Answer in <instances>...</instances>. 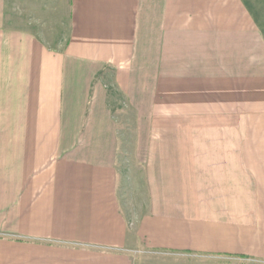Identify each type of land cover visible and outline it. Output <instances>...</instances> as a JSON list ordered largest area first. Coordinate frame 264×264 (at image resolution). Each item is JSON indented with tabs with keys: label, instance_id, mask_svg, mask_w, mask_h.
<instances>
[{
	"label": "crops",
	"instance_id": "0c3cea01",
	"mask_svg": "<svg viewBox=\"0 0 264 264\" xmlns=\"http://www.w3.org/2000/svg\"><path fill=\"white\" fill-rule=\"evenodd\" d=\"M262 6L68 0L62 39L36 0H0V264H264V158L245 157L239 141H147L138 125L145 203L134 191L126 211L108 96L115 88L151 117L140 107L148 87L175 102L174 87L186 97L199 71L209 101L233 87L242 106L254 103L264 94ZM211 69L228 82L205 81ZM243 70L250 83L237 81Z\"/></svg>",
	"mask_w": 264,
	"mask_h": 264
},
{
	"label": "rangeland",
	"instance_id": "374dc122",
	"mask_svg": "<svg viewBox=\"0 0 264 264\" xmlns=\"http://www.w3.org/2000/svg\"><path fill=\"white\" fill-rule=\"evenodd\" d=\"M45 2L47 3L44 8V0H36L37 8L44 12L43 18L46 19L45 16H47V18L51 20L49 25L51 26L50 34L52 36L55 34L57 36L60 35L62 39L67 37L69 30L68 0H46ZM263 9V6L259 8L261 11L259 13H261L260 15H262V17L259 18L257 26L259 29V38L264 41ZM18 15H20L23 20H28L29 22L32 20L35 21L33 13H31L30 16L28 12L20 10L18 11ZM46 25L44 23L42 26L45 27ZM243 40H245V37ZM248 41L249 44L243 45L242 51H244V53L248 50L252 51L249 47L255 45L254 43L256 42L251 40ZM227 63L225 62V64ZM243 65L246 67L248 63H243ZM247 67L249 68V65ZM212 71L216 70L211 69V76L209 79H205V81L212 82V84L215 83V85H217V83L224 85V82H228V78L226 79L224 76L219 77L217 72ZM198 72H194L193 80L195 81L192 84L193 86L191 85L189 87L192 92L187 93L186 97H184L182 92L183 86L174 87L177 91L175 92L177 94L175 95V99L178 98L175 102L172 101L174 97L171 94L165 95L158 90L153 92V89L151 90V87H148L146 91L147 102L140 105L142 110L141 114L145 112L146 116L152 115L146 118H139L138 113L134 111L136 109L128 105L125 96H123L121 92L112 87L108 89L110 106L115 113L118 125H120L118 171L123 178L122 190L131 192L132 196L130 201L131 205L125 202L124 210L128 211L129 207L131 210L136 209L137 205H135V201H133L134 191V196L137 198L138 196L140 197V204L144 206L145 203L146 187L143 180L144 165L138 158V153H143L142 150L139 151L137 146V141L140 136L137 135L138 125L146 126L147 133L141 135L145 137L147 141H149L150 136L153 135L156 137V140L159 141H239L243 143L242 151L245 157L264 158V94H258V100H255L254 103H251L249 99L246 98L248 103L242 106V102H240L242 96L238 94L234 95L232 87L227 91V95H220V97L223 98L227 97L228 100L221 102L209 101V95L203 94L202 92L205 88L202 84L203 79H196ZM243 72L244 77L237 79V81H247V83H250V74L248 75L246 73L247 70H243ZM249 73H251V71ZM107 74H109V76L112 75V73ZM246 87L250 89L251 86ZM168 88H172L173 90V87ZM226 88L223 90H226ZM213 90L212 88V92ZM217 90H219V88H217ZM181 96L183 100L179 101ZM259 96H261V98H259ZM216 97H218V95H216ZM210 98H212L211 95ZM250 106L253 107V109H251ZM234 113H240L242 117L230 115ZM224 114H226V118L223 117ZM195 115L201 117H194ZM236 125H239L241 134H235L234 129ZM221 128H225L227 132L218 133V129ZM153 129L154 133H149L153 131Z\"/></svg>",
	"mask_w": 264,
	"mask_h": 264
}]
</instances>
